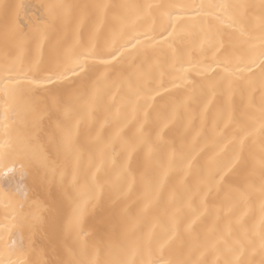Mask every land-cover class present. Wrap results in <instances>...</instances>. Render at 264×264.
<instances>
[{
    "label": "snow or ice",
    "instance_id": "6c2138e0",
    "mask_svg": "<svg viewBox=\"0 0 264 264\" xmlns=\"http://www.w3.org/2000/svg\"><path fill=\"white\" fill-rule=\"evenodd\" d=\"M34 7L29 16L27 4L0 6L3 120L7 127L22 100L56 120L49 144L62 161L60 200L47 209L48 239L59 257L64 203L63 231L78 238L64 258L35 264H208V255L213 264H255L257 252L264 264V0ZM165 64L168 85L153 71ZM98 113L104 123L93 135ZM104 124L115 125L107 138ZM32 166L41 184L56 172L42 152L0 142V264H33L22 258L35 251L43 221L22 214L28 192L12 189ZM137 178L140 208L134 217L126 211L130 222L84 238L105 189L109 199L128 198ZM254 197L258 230L244 219Z\"/></svg>",
    "mask_w": 264,
    "mask_h": 264
},
{
    "label": "bare ground",
    "instance_id": "6f19581e",
    "mask_svg": "<svg viewBox=\"0 0 264 264\" xmlns=\"http://www.w3.org/2000/svg\"><path fill=\"white\" fill-rule=\"evenodd\" d=\"M220 2H246L250 4H259L260 0H0V6L3 5H16V4H27L29 10L26 13L29 16H32L35 13L36 5L46 4V5H77L84 3H107L111 5H120V4H200V3H220ZM258 15V9L255 10ZM22 17L25 13L21 14ZM254 23V21H252ZM160 20L158 19L157 25H159ZM73 25H69L67 30L66 39L68 42H71L75 37L73 34ZM210 55V53H209ZM3 50L0 49V65L3 63ZM187 66V65H186ZM153 71L156 73L157 80H159L160 71L165 72L164 82L166 85L169 84L171 77L167 74L171 70L165 64L163 69L154 68ZM193 78L195 74H192ZM170 86V85H169ZM172 93H176L175 89L171 90ZM164 96L169 95V93H162ZM107 100V98H106ZM160 97L155 98V102H159ZM256 103H259V94L256 96ZM3 101L0 100V142H3L5 139H9L15 143L17 152H42L49 158V169H56L55 175L52 172L48 171V182H50L51 187V196L48 194L49 183L41 184L36 177L37 168L35 166L29 167V174L26 175L23 182H19V174L17 173V181L13 182L12 189L15 190L17 187L23 188L28 192L29 199L25 204L22 214L31 218L33 214L38 215L43 223L38 227L35 233L32 235L34 252L30 253L27 257L22 259L33 261V264L37 261H48L57 258H64V249L65 248H75L77 244V237L74 233H65L63 231L62 225L66 221L67 215L71 212V207L68 203L63 205V213L61 218L58 220V231H59V240L58 243L60 248L58 249L60 256L57 257L54 255L52 248L49 244V232H48V223L50 220V214L47 209L55 202L60 200V192L58 186L61 181L60 171L62 170V161L57 158L55 151L52 146L49 144V134L56 129V120H49L47 115L41 116L39 110H26L25 101H21L17 106L15 112L11 109L8 113V119L6 121L7 127H5V121L3 120ZM97 122L95 124V129L93 135H95V130L100 129V125L104 123V114H97ZM198 124V121H196ZM115 130V125L104 124L103 135L107 138ZM128 132V129H125V133ZM191 136H189V139ZM258 140V134H257ZM258 147V145H257ZM119 150V149H118ZM16 153H13V156L6 163L9 166L12 165V161L16 160ZM19 163L15 164L16 168H19ZM40 175L43 176L45 170H39ZM102 176V174H101ZM19 182V183H18ZM71 182V174L65 176L64 183L68 185ZM12 193L10 192L9 195ZM141 195V188L137 178V184L134 186V190L129 194L128 198L117 197L112 195L109 199V190L106 188L104 196L101 202L94 208H90L88 215L85 218V221L82 225L84 231L88 234L86 239L94 240L99 236L105 235L112 231L113 228H116L117 231H120L124 226V223L130 222V218L125 216L126 211L130 212L134 217L135 214L139 211L140 203L139 197ZM33 201L38 202L39 207L33 204ZM242 212L248 211V209H241ZM248 221L249 225H256L257 230L259 229V212H258V199L255 197L252 201V209L249 212V215L244 217ZM4 219V207L3 203L0 202V223H5ZM15 231V229H13ZM29 233L27 230L24 231V236L27 242V236ZM16 259V257H13ZM208 261V264H213V261L216 257L208 255L205 257ZM252 259L255 261V264H259L262 259L261 255L257 252L253 254Z\"/></svg>",
    "mask_w": 264,
    "mask_h": 264
}]
</instances>
